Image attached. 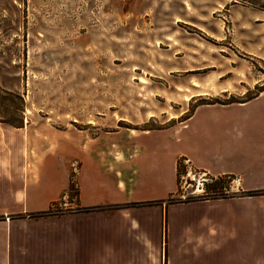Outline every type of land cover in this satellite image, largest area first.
Returning a JSON list of instances; mask_svg holds the SVG:
<instances>
[{
  "label": "rangeland",
  "instance_id": "1",
  "mask_svg": "<svg viewBox=\"0 0 264 264\" xmlns=\"http://www.w3.org/2000/svg\"><path fill=\"white\" fill-rule=\"evenodd\" d=\"M263 87L264 0H0V177L20 176L22 155L39 151L49 174L71 171L88 199L166 197L185 132L178 123L200 102L244 100ZM263 107L264 95L226 110L260 121ZM181 159L168 201L194 198L181 175L208 193H234L231 178ZM45 170L38 183L57 189L61 178ZM138 211L157 237L153 207ZM177 219L166 216L170 248L184 244ZM186 248L177 264H195Z\"/></svg>",
  "mask_w": 264,
  "mask_h": 264
},
{
  "label": "crops",
  "instance_id": "2",
  "mask_svg": "<svg viewBox=\"0 0 264 264\" xmlns=\"http://www.w3.org/2000/svg\"><path fill=\"white\" fill-rule=\"evenodd\" d=\"M231 103L197 104L178 123L185 132L172 159L176 182L163 198L88 199L71 171L49 174L46 153L22 155L21 175L0 177V264H177L183 245H192L195 264H264V119L235 120L226 110ZM179 157L213 178L234 177V193L168 201L178 189ZM43 167L45 178H61L57 189L38 183ZM28 176L34 186H24ZM147 207L155 211L157 237L145 232L153 223L138 216ZM191 211L192 219L181 218ZM175 214L184 244L170 248L166 216Z\"/></svg>",
  "mask_w": 264,
  "mask_h": 264
},
{
  "label": "built area",
  "instance_id": "3",
  "mask_svg": "<svg viewBox=\"0 0 264 264\" xmlns=\"http://www.w3.org/2000/svg\"><path fill=\"white\" fill-rule=\"evenodd\" d=\"M182 160V163L184 164H188L190 165L189 161L187 158H183L181 159ZM191 166V165H190ZM204 173H206L204 171ZM207 174V173H206ZM181 180H183V186L182 188H184V190H187L188 192L186 194H188L190 197H207V196H217V195H225V194H228L227 191L223 192L222 194H218V193H208V191L204 188V185L202 183L201 187H195L193 186V183L190 181L188 183H186V178L181 175ZM231 179L234 181V177H231ZM185 185V186H184ZM186 195L185 194H181L180 197L178 199H188L185 197Z\"/></svg>",
  "mask_w": 264,
  "mask_h": 264
},
{
  "label": "trees",
  "instance_id": "4",
  "mask_svg": "<svg viewBox=\"0 0 264 264\" xmlns=\"http://www.w3.org/2000/svg\"><path fill=\"white\" fill-rule=\"evenodd\" d=\"M262 90H264V87H263L260 91H262ZM256 95H257V94H255V95H253V96H251V97H247V98H245L244 100H230V101H218V100H215V101H203V102H200V103H215V102H217V103H231V102H245V101H247V100H249V99L255 97ZM200 103H198V104H200ZM228 178H231V176H228ZM39 214H41V213H39Z\"/></svg>",
  "mask_w": 264,
  "mask_h": 264
}]
</instances>
